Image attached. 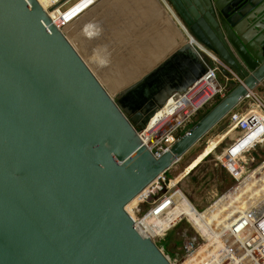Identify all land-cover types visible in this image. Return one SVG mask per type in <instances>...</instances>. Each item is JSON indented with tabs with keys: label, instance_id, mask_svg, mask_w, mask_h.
Segmentation results:
<instances>
[{
	"label": "water",
	"instance_id": "95a60500",
	"mask_svg": "<svg viewBox=\"0 0 264 264\" xmlns=\"http://www.w3.org/2000/svg\"><path fill=\"white\" fill-rule=\"evenodd\" d=\"M166 1L231 84L157 159L139 132L206 54L176 27L180 44L115 98L37 0H0V264H171L127 207L264 84V0Z\"/></svg>",
	"mask_w": 264,
	"mask_h": 264
},
{
	"label": "built area",
	"instance_id": "2783aa9c",
	"mask_svg": "<svg viewBox=\"0 0 264 264\" xmlns=\"http://www.w3.org/2000/svg\"><path fill=\"white\" fill-rule=\"evenodd\" d=\"M103 1L50 0L51 6L48 10L50 13L52 11L57 12L52 22L65 34L67 32L64 31L66 25L69 26L77 22ZM167 5L165 6L167 7ZM70 12H74L75 15L66 19ZM186 35L193 48L201 51L203 55L206 54L211 66L184 94H176L171 97L145 130L139 132L142 143L157 159L171 149L181 137L180 134L193 124L199 114L205 111L207 107H212L218 100L223 99L228 90L229 83L224 85L219 79L221 75L219 66H223L222 62L214 54L206 51L188 34ZM247 101L250 103L246 108L234 111L227 118V127L223 132L227 137L224 141L230 140L231 144L221 154L223 159H218V164L222 165L235 179H239L245 174L238 178L235 175L236 172L241 173L243 170L246 171V169L251 168L258 150L264 152V102L257 93H251L246 99ZM241 183L242 181L238 180V184L228 193L237 189ZM171 184V180H168L166 175L162 176L140 196L139 206L133 215L136 231L143 238L151 239L158 246L165 241L170 231L185 222L183 221L184 218H180L176 224L170 223L171 228L164 224L176 209L175 197L180 193L179 190H174L177 185L171 187ZM263 199L264 197L258 202L255 199L251 200L254 204L250 206L252 208L248 207L242 213L237 206V211L235 210L237 215L235 214L236 218L233 220L235 215L230 219L225 212L226 210L221 211V217L225 218L229 227L220 229L211 223L208 224L205 220L202 222L201 225L207 228V233H212L215 229L216 233L219 234L216 235L218 236V244L214 245L211 250L212 253L208 254V252L200 250L206 246L209 247V245L210 247L213 246L212 243L202 245L187 230L188 235L186 234L183 240L184 254L181 257L178 255V259L174 263L170 261L171 264H186L195 260H199L200 264H264ZM218 201L213 205H217ZM240 205L243 206L244 204ZM142 206H148V209L142 210ZM197 211L196 214L199 213Z\"/></svg>",
	"mask_w": 264,
	"mask_h": 264
},
{
	"label": "rangeland",
	"instance_id": "374dc122",
	"mask_svg": "<svg viewBox=\"0 0 264 264\" xmlns=\"http://www.w3.org/2000/svg\"><path fill=\"white\" fill-rule=\"evenodd\" d=\"M165 2L168 3L166 0ZM155 7L157 6L152 0H112L106 7L107 10H103L105 13L100 11L94 18L98 33L88 38L86 42H81L83 49L79 48L80 53L87 59L105 89L115 98L124 88L135 84L145 74L156 68L179 45L175 40L176 43L172 49H168L169 44L166 40L174 33L168 24L165 26L159 13L156 14ZM92 12H87V15ZM161 39L165 41L162 43L166 50L163 51L161 60L149 70L146 56L150 52L149 49H155L160 45ZM77 40L80 41L79 38ZM139 50L144 51L145 58H137L139 66L132 68V63L135 62ZM131 70L138 71L139 74L127 82L123 78L128 76V72L131 74ZM142 71L143 74H141ZM219 79L225 82L222 75ZM259 96L262 95L259 94ZM249 103L250 101H247L242 108H246ZM211 108L207 107L205 111ZM205 111L195 118L193 124L200 120ZM227 122V119L222 122L166 174V178L171 180L172 187L177 185L174 190L181 191L199 212L206 211L217 200L228 194L238 184V180L246 179L264 164V152L258 150L251 168L235 173L238 178L245 173L239 179H235L222 165L218 164V159H223L221 154L224 149L231 144L230 140L224 141L227 135L222 134L227 127ZM190 128L191 126H188L183 131V135ZM141 209H148V206H142ZM183 221L185 222L170 231L165 241L159 245V248L173 263L178 259V255L181 257L184 254L183 240L187 230L202 244L194 226L185 219Z\"/></svg>",
	"mask_w": 264,
	"mask_h": 264
},
{
	"label": "bare ground",
	"instance_id": "6f19581e",
	"mask_svg": "<svg viewBox=\"0 0 264 264\" xmlns=\"http://www.w3.org/2000/svg\"><path fill=\"white\" fill-rule=\"evenodd\" d=\"M37 1L44 8V10L48 13L51 20L54 19L57 12H54V11H52L51 13L49 12L48 8L51 6V2H49L50 0H37ZM152 1L157 6L156 12L159 13V15H160V17H162L164 23L166 25L168 24L170 26V28L172 29V32L174 33V34H172V37H170V38H172V40L170 38L168 40H166V42H168V44H169L168 49H171L173 47V45L176 43V41L174 39L179 38L180 34L176 30V27L173 25L171 19L169 18L167 12L164 9V6L161 4V2H162L164 5H167L165 0H161V2H159L157 0H152ZM111 2H112V0H107L104 3H100L98 5V7L93 9V10H95L94 12H92L93 10L90 11L92 13H88V15L86 14L77 22L72 23L69 26L66 25L64 28L65 29L64 31H67L65 34H66L69 42L73 45V47L76 49V51L82 57V59L85 61V63L89 67V69L95 75H96V73L92 70L91 65L88 63L87 59H85L82 56V54L80 53L81 50L79 48L82 47V49H83V46H81V42H83V41L86 42L88 38H91L92 36H94L95 34L98 33L97 25L95 24L94 18L96 17V15L99 14L100 11L107 10L106 7L109 6ZM167 9L170 11V8H167ZM74 15H75L74 12H70L68 14V16L66 17V19H69ZM179 24L182 25L180 22H179ZM182 28H183L185 34H188V32L186 31V29L184 28L183 25H182ZM77 38H79L80 41H78ZM159 44H161L160 46L162 48H160L158 46L157 48H155V51H154V49H149L150 52L147 54L148 55L147 60L149 62V63H147V65H148L149 70L157 62H159L161 60V58H162L161 55L164 54V53L158 52V49H160L162 51L163 46H164L162 42ZM153 51H154V53H153ZM137 58L141 59L142 57L137 56L135 58V62H133L132 66H131L132 68H135L137 65L139 66L138 62L136 61ZM150 62H151V65H150ZM132 68H129V69H132ZM143 73L144 72L142 71L141 74H143ZM138 74H139L138 71L134 72L133 70H131V74H130V72H128V76H126V78H123V79H125L128 82L130 80H133L132 78L134 76L137 77ZM121 89H122V87H121ZM255 110H257L256 107H255ZM222 134H224V133H222ZM258 175H260V177H258ZM171 187H172V185H171ZM263 197H264V164L258 170H255L248 177H246V179L242 180V183L238 186L237 189H235L234 191L226 194L224 197L219 199L217 205H213L211 208H209L208 210H206L204 212H199L198 213L199 215L196 214L197 209L195 208V206L180 191V193H178L175 197L177 207L171 213V215L169 216V219L166 220L164 224L166 225V227L171 228L172 226H169L170 223L176 224V222L179 221L180 218H184L185 220L190 222L194 226V228L198 231V232L196 231V233L200 236V239L202 240V245L207 244V243H210V244L212 243L213 246L210 247V245H209V247L206 246L205 248L200 249L203 252H208V254H209V253H212L211 250L213 249L214 245L218 244V242H217L218 236H216V235H219V234L216 233L215 229H213L212 233H210V232L207 233V228L205 226L202 227V225H201L202 222L205 220V222H207L208 224L211 223V224H213L214 227L217 226V227H220V229L223 227H226V226L229 227V224H228V222L225 221V218L221 217L222 216L220 213L221 211L226 210L225 212H227L228 217L231 219L232 216H234L236 214L237 206H238L239 211L242 213L244 209L250 207L251 205H254L251 202V200L255 199L258 202ZM139 199H140V197L136 198L127 207V211L132 217H133V215H135V210L137 208V204L139 203ZM242 203L244 204L243 206L240 205ZM138 206H139V204H138ZM245 206H247V207H245ZM250 208H252V207H250ZM236 215L232 218V220L236 218ZM199 222H200V224H199ZM215 222H216V224H214ZM195 238L199 241V239L197 237H195ZM219 248H220V246H219ZM198 261L199 260H195L193 262H187L186 264H200ZM202 264H206V263H202Z\"/></svg>",
	"mask_w": 264,
	"mask_h": 264
},
{
	"label": "crops",
	"instance_id": "0c3cea01",
	"mask_svg": "<svg viewBox=\"0 0 264 264\" xmlns=\"http://www.w3.org/2000/svg\"><path fill=\"white\" fill-rule=\"evenodd\" d=\"M105 1H107V0H104L102 3H104ZM163 5V4H162ZM164 6V5H163ZM98 7V6H97ZM164 9H165V11L167 12V14H168V16H169V18L171 19V21H172V23H173V25L175 26V27H177L181 32H183L184 33V35L185 36H187L186 34H185V32H184V30H183V28H182V25H180L179 24V22L173 17V15H172V13L166 8V6H164ZM95 11V10H94ZM155 12H156V7H155ZM156 14H157V12H156ZM163 23H164V21H163ZM165 24V23H164ZM165 26H166V24H165ZM162 40H164V39H161L160 40V43L161 42H164L165 43V41H162ZM166 40V39H165ZM174 40H177V42L180 44V42H181V39L180 38H175ZM161 45V44H160ZM160 45H158L160 48H162ZM146 50V49H145ZM164 50H166V47L165 46H163V49H162V51L160 50V49H158V52L159 53H163V51ZM154 51H155V49H154ZM154 51H153V53H154ZM148 56V55H147ZM146 56V57H147ZM151 57V56H150ZM223 81H225V82H222L224 85L225 84H228V86L231 84V81L229 82V81H227V80H223ZM229 88V87H228ZM259 92V93H258ZM255 93H257V95L259 96V94H261L262 96L260 97L261 99L263 98L264 99V84L262 85V86H260L256 91H255ZM262 99V100H263ZM263 102H264V100H263Z\"/></svg>",
	"mask_w": 264,
	"mask_h": 264
},
{
	"label": "trees",
	"instance_id": "16d2710c",
	"mask_svg": "<svg viewBox=\"0 0 264 264\" xmlns=\"http://www.w3.org/2000/svg\"><path fill=\"white\" fill-rule=\"evenodd\" d=\"M219 101H220V100H218V101L214 104V106H215ZM214 106H212V107H214ZM208 111H209V110H208ZM208 111H205V112L202 114V116L200 117V119H201L205 114H207ZM193 125H195V123H194ZM193 125H191V127H192ZM182 135H183V132L180 134V136H182Z\"/></svg>",
	"mask_w": 264,
	"mask_h": 264
},
{
	"label": "flooded vegetation",
	"instance_id": "af4514ba",
	"mask_svg": "<svg viewBox=\"0 0 264 264\" xmlns=\"http://www.w3.org/2000/svg\"><path fill=\"white\" fill-rule=\"evenodd\" d=\"M141 49H143V47H141ZM143 53H144L143 50H139V52L137 53L138 54L137 56L144 57Z\"/></svg>",
	"mask_w": 264,
	"mask_h": 264
}]
</instances>
